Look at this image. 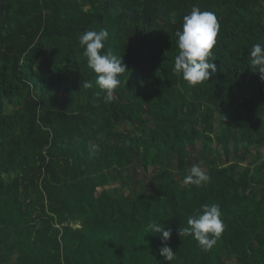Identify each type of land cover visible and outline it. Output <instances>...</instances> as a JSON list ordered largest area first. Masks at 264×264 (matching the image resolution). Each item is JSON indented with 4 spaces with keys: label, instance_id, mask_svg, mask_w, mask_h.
Wrapping results in <instances>:
<instances>
[{
    "label": "trees",
    "instance_id": "16d2710c",
    "mask_svg": "<svg viewBox=\"0 0 264 264\" xmlns=\"http://www.w3.org/2000/svg\"><path fill=\"white\" fill-rule=\"evenodd\" d=\"M194 5L220 33L190 86L175 32ZM263 18L264 0H0V264H166L151 221L170 264H264ZM101 29L128 69L110 100L79 44ZM193 164L206 185L183 184ZM212 203L226 227L205 251L180 232Z\"/></svg>",
    "mask_w": 264,
    "mask_h": 264
},
{
    "label": "clouds",
    "instance_id": "9594fccd",
    "mask_svg": "<svg viewBox=\"0 0 264 264\" xmlns=\"http://www.w3.org/2000/svg\"><path fill=\"white\" fill-rule=\"evenodd\" d=\"M172 23L176 20L173 18ZM220 24L216 14L212 11L201 10L193 6L190 13L183 16L181 29L175 32L178 54L174 60V72L190 86L208 82L216 72L213 50L217 45ZM109 40L106 29L86 31L79 36V44L84 49L87 66L96 74L95 84L106 93L105 99L110 100L121 85V76L128 72L124 58L105 50ZM252 69L259 71L264 78V42L252 46L249 54ZM91 82L85 81L83 88H92ZM96 146L90 145V154L94 155ZM210 181L209 175L199 164H193L190 172L183 179L184 185L201 187ZM222 210L219 203L205 204L187 219V228H182L180 235H192L205 251H210L217 245L225 231L226 225L222 220ZM149 233L160 236L164 245L160 248V255L166 264L174 260L173 250L167 246L171 238V230L159 221H151L146 226Z\"/></svg>",
    "mask_w": 264,
    "mask_h": 264
},
{
    "label": "rangeland",
    "instance_id": "374dc122",
    "mask_svg": "<svg viewBox=\"0 0 264 264\" xmlns=\"http://www.w3.org/2000/svg\"><path fill=\"white\" fill-rule=\"evenodd\" d=\"M263 20H264V18H263ZM9 109H12L11 107H8ZM241 152H243V150H240ZM263 153H264V151H263ZM241 155V154H240ZM253 155L254 154H250V155H247V157H246V159L243 161V163H242V167H247L248 165H252V163H251V161H252V157H253ZM264 158V157H263ZM264 161V159H261V160H259L256 164H254V165H252V166H257V165H259V164H261L262 162ZM203 169H204V171L205 172H207V168H208V166L206 165V166H203L202 167ZM107 188H109V186L107 187Z\"/></svg>",
    "mask_w": 264,
    "mask_h": 264
}]
</instances>
